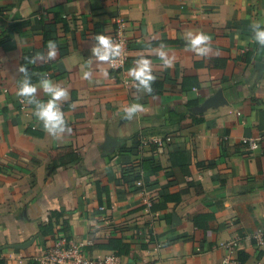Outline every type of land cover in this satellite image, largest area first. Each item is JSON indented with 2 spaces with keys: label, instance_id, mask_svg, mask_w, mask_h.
Returning a JSON list of instances; mask_svg holds the SVG:
<instances>
[{
  "label": "crops",
  "instance_id": "crops-1",
  "mask_svg": "<svg viewBox=\"0 0 264 264\" xmlns=\"http://www.w3.org/2000/svg\"><path fill=\"white\" fill-rule=\"evenodd\" d=\"M118 17L128 25L126 72L148 57L161 91L153 83L151 93L137 90L136 82L126 89L109 62L91 56L95 35L111 36ZM256 22L264 23V0H0L6 264H32L61 240L103 255L112 239L130 245L131 264H222L239 251L248 255L243 264H264V245L249 236L264 228V47L253 39ZM188 31L210 36L207 56L186 47ZM161 44L174 58L170 67L157 55ZM21 64L49 65L42 78L68 89L60 106L70 133H47L35 105L16 94ZM38 82L36 98L46 102ZM219 89L226 102L207 106ZM132 103L142 110L129 120L123 109ZM245 136L259 146L242 144ZM202 213L215 216L209 228L193 222ZM51 218L53 234H45ZM232 238L239 240L229 250Z\"/></svg>",
  "mask_w": 264,
  "mask_h": 264
},
{
  "label": "clouds",
  "instance_id": "clouds-1",
  "mask_svg": "<svg viewBox=\"0 0 264 264\" xmlns=\"http://www.w3.org/2000/svg\"><path fill=\"white\" fill-rule=\"evenodd\" d=\"M253 39L262 47H264V23L256 22L252 24ZM96 43L91 48V56L97 61L111 62L121 53V47L116 44L110 36L104 34H96L94 37ZM186 47L196 53L198 56H207L212 51L210 36L203 32L188 31L184 34ZM47 57L54 60L57 53V45L54 40L47 43ZM157 55L163 62L165 67H170L173 63V57H170L165 51V46L160 45L156 50ZM134 67L129 70V75L136 82L137 90L146 93L152 92V83L155 80L151 60L148 57L141 56L134 61ZM18 71L22 74V78L18 81L17 95L27 100L29 104L35 105L34 115L42 122L44 130L53 137H59L61 134L72 129L68 126L65 114L60 106L62 101L69 99V91L67 88L54 83L51 79L44 77L39 80V89L48 96L47 101H41L36 98L38 91L37 84L32 83L31 76L26 65L21 64ZM107 75V72H105ZM90 71L83 72L84 79H91ZM142 110V105L132 103L124 107L125 118L131 120L136 113Z\"/></svg>",
  "mask_w": 264,
  "mask_h": 264
},
{
  "label": "built area",
  "instance_id": "built-area-1",
  "mask_svg": "<svg viewBox=\"0 0 264 264\" xmlns=\"http://www.w3.org/2000/svg\"><path fill=\"white\" fill-rule=\"evenodd\" d=\"M127 21L118 17L115 21V27L110 36L116 44L121 47V53L118 57L109 62L110 68L120 74L123 86L131 89L135 84L132 77L126 72V62L128 59V39L126 35ZM242 144L257 148L259 146L258 139L245 136L241 139ZM250 238L259 246L264 245V228H258L249 233ZM239 238L228 240L225 247L229 250L233 249ZM84 243L74 241L61 240L47 247L42 253L33 256L32 264H131L119 254L116 250L109 251L106 254H92L84 249ZM222 264H241L239 257L226 255Z\"/></svg>",
  "mask_w": 264,
  "mask_h": 264
},
{
  "label": "trees",
  "instance_id": "trees-1",
  "mask_svg": "<svg viewBox=\"0 0 264 264\" xmlns=\"http://www.w3.org/2000/svg\"><path fill=\"white\" fill-rule=\"evenodd\" d=\"M48 36V33L46 34ZM49 65H27L29 75L31 76V81L32 83L38 82L42 76H43V71H46L49 69ZM153 85H157V90L161 91L162 87L159 86L158 82H153ZM201 120V118L199 119ZM29 133H33L30 129L27 130ZM178 158V164L181 167L182 171L185 174H190V168L189 164L187 161L186 153H180ZM55 217H58V214L55 215ZM215 219L214 214L212 213H202V214H197L193 216V222L197 227L200 228H209L210 227V222ZM41 231L45 234H53L52 233V218L50 219L49 223L46 225H41ZM169 242V241H168ZM164 243V244H168ZM171 243V242H169ZM103 248L106 249H111L112 251L116 250L119 254L121 255H131V247L128 243H124L120 239H112L109 244L105 245ZM248 255L244 251H239V259L241 261V264H243ZM0 264H6V260L3 257H0Z\"/></svg>",
  "mask_w": 264,
  "mask_h": 264
},
{
  "label": "water",
  "instance_id": "water-1",
  "mask_svg": "<svg viewBox=\"0 0 264 264\" xmlns=\"http://www.w3.org/2000/svg\"><path fill=\"white\" fill-rule=\"evenodd\" d=\"M226 102V99L223 94V89H219L214 96L209 98L206 102L207 106L219 105Z\"/></svg>",
  "mask_w": 264,
  "mask_h": 264
}]
</instances>
